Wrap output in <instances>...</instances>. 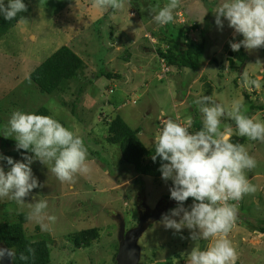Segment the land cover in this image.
<instances>
[{"label":"rangeland","instance_id":"obj_1","mask_svg":"<svg viewBox=\"0 0 264 264\" xmlns=\"http://www.w3.org/2000/svg\"><path fill=\"white\" fill-rule=\"evenodd\" d=\"M25 1L28 10L24 18L28 23H17L0 36V129L6 128L15 110L35 113L44 108L63 126L78 129L88 146L92 169L69 184L56 178L51 164L34 161L33 174L45 186L34 189L25 203L47 199V212L56 221L48 231H42L36 221L28 218L23 224L25 235L31 242H48L51 264H114L117 221L123 219L126 230L137 221L136 195L141 189L140 196L145 197L148 208L155 209L159 201L169 203L171 181L135 178L131 167L122 162L118 148L101 140L105 135L98 127L100 115L120 116L132 130L141 129L139 138L145 147H150L159 134L162 126L158 122L162 119H173L181 125L193 119V110H199L192 102L204 95L205 82L211 84L210 97L214 102L224 105L229 112L235 103H240L247 115L242 90L251 95L252 101L264 103V48L247 50L248 61L240 77L229 74L223 50L233 38L239 42L243 37L234 34L227 21L223 29L215 25V9L222 0H181L173 23L176 28L182 26L183 31L190 28L193 42H205L204 53L195 74L190 69L180 72L171 69L164 76L155 54L159 42L152 36L161 28L153 21L152 10L165 6L169 0H132L131 16L126 6L122 11L114 10L115 15L107 18L102 17L108 9L103 13L96 11L92 0ZM194 26L196 29L192 30ZM62 46L71 48L82 60L85 70L82 78L72 80L69 90L66 84L64 93H40L28 76ZM212 58L222 69L210 64ZM106 73H115L119 78L98 76ZM245 73L260 82L261 87L242 86L241 76ZM249 113V117L264 121V111ZM197 118L202 122L200 112ZM222 124L231 125L232 135L239 136L230 116L225 115ZM244 138L246 150L257 161L255 168L246 170L256 191L240 201V216L228 239L238 253L236 264H264V236L255 231V226L264 219V142ZM15 144L12 136L0 134V153L15 152ZM20 159L21 154L14 158ZM191 203L189 198L185 207ZM171 207H176L173 200ZM29 212L27 205L20 206L6 198L0 200V226L16 223L19 215L28 216ZM153 220L137 242L144 264H165L170 259L176 264H187V255L193 247L205 250L218 238L200 240L195 245L188 238V229L174 233L165 230L157 216ZM91 228L98 229L99 240L76 250L69 240L71 236Z\"/></svg>","mask_w":264,"mask_h":264},{"label":"clouds","instance_id":"obj_2","mask_svg":"<svg viewBox=\"0 0 264 264\" xmlns=\"http://www.w3.org/2000/svg\"><path fill=\"white\" fill-rule=\"evenodd\" d=\"M180 3L181 0H169L158 10L153 9V21L158 26L173 23ZM126 6L129 10L132 0H92V7L100 13L109 8L122 11ZM26 11L24 0H0V17L5 21ZM214 14L218 29H223L227 21L234 34L243 37L239 42H230L233 52L241 47L246 50L264 48V0H222ZM17 23L28 22L20 16ZM241 84L261 87L260 82L246 73L241 76ZM192 103L203 117L198 130L189 131L193 126L191 118L186 125L167 119L156 137L151 159L155 162L159 157L161 179L171 181L170 199L176 202V207L161 215L159 223L174 233L188 229V238L195 245L200 240L218 237L205 250L193 247L187 255V264H236L238 253L228 235L236 223L238 207L230 201L238 202L256 191L246 170L255 168L257 161L243 144L231 142L233 129L231 125L222 124V118L228 115L234 120L239 136L260 142H264V121L246 115L240 103H235L230 112L206 95ZM0 134L13 137L16 151L24 150L20 160L0 153V200L6 198L17 205H27L28 218L36 221L42 231H48L56 217L48 214L47 199L25 203L34 189L45 186L33 174L31 166L34 161L51 164V172L59 181L75 183L78 175L92 171L88 146L78 129L63 126L51 115L22 110L11 113ZM189 198L192 203L185 207ZM34 255L35 249L30 245L19 253L15 247L0 246V264L5 260L9 264H15L16 260L27 264Z\"/></svg>","mask_w":264,"mask_h":264},{"label":"trees","instance_id":"obj_3","mask_svg":"<svg viewBox=\"0 0 264 264\" xmlns=\"http://www.w3.org/2000/svg\"><path fill=\"white\" fill-rule=\"evenodd\" d=\"M24 2L27 5V2L25 0ZM128 12L129 16H131L130 10ZM26 14L27 11L19 14L17 18H14L11 21H5L2 17H0V36L5 35L10 29H12L17 24V20L20 18V16L24 17ZM110 15L111 17L115 15L114 10L111 8L107 10V13L105 12V15H103L102 18H107ZM159 27L161 29L157 30L158 33H152V36L159 42V45L155 50V54L160 61V65L163 70V75L165 76L167 72L169 73L171 71V69L176 70L178 72L183 69H190L194 71L195 74V72L198 71L201 66L202 59L200 60V58L204 53L205 42H193V40H191L189 37L190 28H185V30L183 31L181 30L183 29L182 26L180 28H176L177 25L174 23H170L167 26ZM191 29L195 30L196 26ZM236 41V38H233L231 40V42ZM223 51L226 52L225 63L228 69V73L235 74L237 78L240 77V73L243 70L242 67H244L248 61V51L241 47L238 52H233L230 48V45L224 48ZM212 63L216 65V68H220V63L214 58L211 59L210 64ZM83 66L84 65L82 60L72 51L71 48L62 46L56 52L46 58L39 66H37L29 74L28 78L32 83H34L40 93L46 95H55L56 93L66 92V90L64 89V86L66 84L69 90V84L70 82H72V80L80 81L79 77L82 78V72L85 71L83 69ZM98 76H105L107 79L110 80L113 78H119V76L115 73H106L104 75ZM98 76H96V79L99 78ZM233 82L234 86H236V81ZM203 86L204 95L207 96L208 94V96H210L212 93L211 84L205 82V85ZM253 90L254 89H252V92ZM109 91L112 92L111 89H109ZM242 97L248 106V116L250 115L249 112L264 111V103L262 104L258 101H252L251 95L247 91L242 90ZM74 100L78 99L75 98ZM108 104L113 106V103L111 101H109ZM35 113L41 115H50L48 110L44 108L39 109ZM192 113L193 126L189 128V131L198 130L202 126V122L199 121L197 118L199 111L195 109ZM98 122V127H101L103 136L105 135L104 139L103 137H101V140H103L105 144L116 146L118 148L122 162L131 167L132 171L135 173V178H161V173L158 171L161 163L159 157H157V160L155 162H153V160L151 159L152 155L155 153L156 140L152 146L145 147L139 138L141 129L138 128L132 130L127 126L125 121L120 118V116H115L113 118L101 114L98 118ZM158 123L159 126L163 125L160 121ZM230 140L233 143H240L243 145L246 143L244 137H239L236 135H232L230 137ZM23 151L24 150L5 153V156H9L14 159L19 156V154L23 153ZM240 201H238L236 204L238 208H240L241 206ZM230 203H234V201H230ZM239 216L240 214L238 213L237 218ZM27 220V214H21L19 215L18 221L16 223L1 225L0 246L15 247L19 253L24 251L26 246L30 245L32 248L35 249V255L34 257H31L29 259L27 264H51L50 249L48 242H31L25 235L23 224L26 223ZM120 221H123L125 224V221L123 219H120L119 221H117V223H119ZM135 223L130 225L129 228H132ZM255 228L256 232L264 236V219L261 222V225L255 226ZM69 240L72 241L73 246L76 250L88 248L95 241L99 240V231L96 228L82 230L76 233L73 238L71 236V239ZM116 253L117 250L114 253V256H116ZM15 264H24V262L16 260ZM165 264L174 263L173 260L170 259ZM177 264L182 263L179 262Z\"/></svg>","mask_w":264,"mask_h":264},{"label":"water","instance_id":"obj_4","mask_svg":"<svg viewBox=\"0 0 264 264\" xmlns=\"http://www.w3.org/2000/svg\"><path fill=\"white\" fill-rule=\"evenodd\" d=\"M145 229L146 226L140 221L136 228L125 233L124 223H120L118 233L119 248L116 257L117 264H140V249L137 242ZM4 264H9V261L5 260Z\"/></svg>","mask_w":264,"mask_h":264},{"label":"flooded vegetation","instance_id":"obj_5","mask_svg":"<svg viewBox=\"0 0 264 264\" xmlns=\"http://www.w3.org/2000/svg\"><path fill=\"white\" fill-rule=\"evenodd\" d=\"M139 191L141 192L142 189ZM140 192H139V194L137 193V195H136V197H137L136 202L138 201L136 204L137 221L132 228L136 227L139 220L143 221L144 224H147L148 225L147 228H149L153 224L152 221H154L153 218H155V216H157V219H160L161 215L166 213L164 211L169 209V205H171L172 200L170 202L168 201L169 203H167V201H159L158 204L156 205L155 209H150L145 205V197H141ZM164 204L166 205V207L164 206ZM115 258H116V256H114V264H115ZM140 258H141V255H140ZM140 263H141V260H140ZM173 263H174V261H173ZM142 264H144V263H142ZM174 264H176V263H174Z\"/></svg>","mask_w":264,"mask_h":264},{"label":"bare ground","instance_id":"obj_6","mask_svg":"<svg viewBox=\"0 0 264 264\" xmlns=\"http://www.w3.org/2000/svg\"><path fill=\"white\" fill-rule=\"evenodd\" d=\"M163 121H165V119L161 121V124H163ZM234 203L237 204L236 201H234ZM140 221H141V220H139V222H140ZM121 222H123V221H120V222H119V226H120V223H121ZM139 222H138V224H139ZM141 222H142V224H143L144 226H146V229H147L148 225H147V224H144L143 221H141ZM123 223H124V222H123ZM138 224L136 225V227L138 226ZM119 226H118V233H119ZM136 227H134V228H136ZM134 228H131V229H134ZM131 229H129V230H131ZM146 229L144 230V232L146 231ZM129 230H126V228H125V224H124V232L126 233V232L129 231ZM144 232H143V233H144ZM143 233H142V234H143ZM117 235H118V234H117ZM141 236H142V235H141ZM141 236H140V237H141ZM140 237H139V238H140ZM138 240H139V239H138ZM117 241H118V248H119V240L117 239ZM118 248H117V253H118ZM117 253H116V257H117ZM140 255H141V254H140ZM139 263H140V260H139ZM115 264H117V262H116V258H115ZM140 264H142V263H140Z\"/></svg>","mask_w":264,"mask_h":264}]
</instances>
